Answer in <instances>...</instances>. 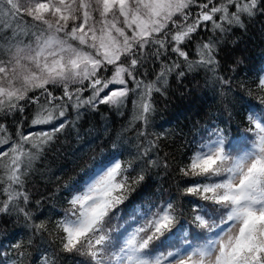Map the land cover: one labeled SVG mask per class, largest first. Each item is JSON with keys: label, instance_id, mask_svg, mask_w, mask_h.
<instances>
[{"label": "snow or ice", "instance_id": "snow-or-ice-1", "mask_svg": "<svg viewBox=\"0 0 264 264\" xmlns=\"http://www.w3.org/2000/svg\"><path fill=\"white\" fill-rule=\"evenodd\" d=\"M257 11L264 12V0H0V117L36 104L29 127L41 128L25 133L20 125L14 138L0 122V213L14 209L34 234L49 231L25 207V185L34 164L68 127L69 107L77 116L99 105L119 110L135 96L133 119L143 126L139 136L147 138L153 95L164 94L161 85L171 73L183 77L185 68H202L215 75V39L198 42L195 58L187 46L201 31L244 27L243 18ZM170 55L184 65L168 63ZM149 58L160 63L154 81L141 73ZM256 89L257 104L264 106V76ZM243 107L248 126L237 147L224 129L210 128L178 169L186 179L180 195L192 198L186 201L187 226L171 197L137 204L128 215L121 208L148 170L160 167L149 156L158 144L148 140L137 156L113 154L83 184L69 188L68 207L55 224L60 251L85 257L80 264H264V107ZM163 167H169L166 161ZM41 264L55 261L44 257Z\"/></svg>", "mask_w": 264, "mask_h": 264}, {"label": "trees", "instance_id": "trees-1", "mask_svg": "<svg viewBox=\"0 0 264 264\" xmlns=\"http://www.w3.org/2000/svg\"><path fill=\"white\" fill-rule=\"evenodd\" d=\"M243 23L244 27L232 26L223 34L201 31L196 40L187 46L186 50L195 58L198 42L215 39L218 61L215 75L202 68L194 71L185 68L183 77L171 73L167 85H161L164 94L153 95L155 110L147 127V138L139 136L143 126L133 119L132 100L135 96L119 110L99 105L96 111L81 109L77 116L69 107L68 127L57 134L56 141L34 164L25 185L30 195V203L25 207L31 213L32 220L36 223L44 221L49 231L34 234L29 227L30 222L14 209L0 213V261L3 264H13L14 261L16 264H41L44 257L54 260L55 264H80L86 261L85 257L62 253L55 234L56 221L68 207L69 188L77 186L81 175L86 177L90 172L89 166L92 171L113 154L120 158V152L123 159H131L149 146L148 140L158 144L157 148L150 150L149 156L157 160L160 167L148 170L146 180L136 187L121 207L125 213H129L137 204L144 206L158 203L161 197H171L176 203L180 222L187 226L191 208L186 201L192 198L180 195L186 179L179 175L178 169L198 148V142L207 137V131L201 134L203 128L210 121L218 122L212 128L218 126L224 129L229 139L235 140L234 144L238 146V137L248 126L243 102L264 107L257 104L259 93L256 89L258 79L264 75V12L257 11L253 17H244ZM165 59L168 63L179 60L174 55ZM179 62L184 65V61ZM159 71L160 63L152 58L141 69L145 81H154ZM220 78L228 83L221 84ZM249 89L252 95H249ZM53 91L56 95L62 94L59 89ZM40 103H45L43 97ZM37 108L38 105L29 103L23 113L17 112L14 117H0V122L7 124L14 138L20 125L25 133L39 131L41 128L29 127ZM49 129L50 126H43V130ZM157 135L161 137L159 140H156ZM165 161L169 165L167 169L163 167ZM16 244L21 247H13Z\"/></svg>", "mask_w": 264, "mask_h": 264}, {"label": "bare ground", "instance_id": "bare-ground-1", "mask_svg": "<svg viewBox=\"0 0 264 264\" xmlns=\"http://www.w3.org/2000/svg\"><path fill=\"white\" fill-rule=\"evenodd\" d=\"M204 32V31H203ZM234 41V40H233ZM259 48V47H258ZM258 52V51H257ZM259 54V53H258ZM261 56V55H260ZM260 56H259V58H260ZM257 57V56H256ZM263 57V56H262ZM257 61V60H256ZM262 62V61H261ZM259 63V62H258ZM146 66V65H145ZM260 67V66H259ZM156 77V76H155ZM240 93V92H239ZM241 94V93H240ZM212 96H213V94H212ZM241 97V96H240ZM182 120V119H181ZM166 129V128H165ZM184 129V128H183ZM176 132H178L177 130H176ZM199 132V131H198ZM208 132V131H207ZM171 133V132H170ZM206 133V132H205ZM174 135V134H173ZM174 137V136H173ZM172 137V138H173ZM206 137V136H205ZM204 138V137H203ZM30 257V256H29ZM36 261V260H35ZM37 262V261H36Z\"/></svg>", "mask_w": 264, "mask_h": 264}, {"label": "rangeland", "instance_id": "rangeland-1", "mask_svg": "<svg viewBox=\"0 0 264 264\" xmlns=\"http://www.w3.org/2000/svg\"><path fill=\"white\" fill-rule=\"evenodd\" d=\"M181 113V111H179Z\"/></svg>", "mask_w": 264, "mask_h": 264}]
</instances>
